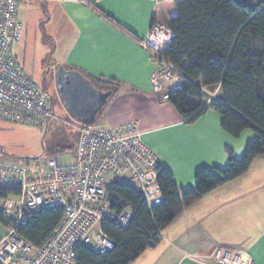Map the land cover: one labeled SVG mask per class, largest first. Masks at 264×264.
I'll use <instances>...</instances> for the list:
<instances>
[{"label":"crops","instance_id":"0c3cea01","mask_svg":"<svg viewBox=\"0 0 264 264\" xmlns=\"http://www.w3.org/2000/svg\"><path fill=\"white\" fill-rule=\"evenodd\" d=\"M45 1L48 19L60 27L54 43L56 65L120 85L97 123L115 128L138 122L144 141L180 188H194L201 168L225 169L228 149L241 158L256 139L252 129L239 138L227 133L221 114L213 109L187 124L155 90L151 77L156 63L142 41L153 22L168 26L176 16L173 0H100L96 9L69 0ZM34 2L26 0L18 8L21 22L19 13ZM7 232L0 223V241ZM218 245L244 251L252 264H264V155L257 156L246 173L187 207L162 230L159 244L131 264H210L208 257Z\"/></svg>","mask_w":264,"mask_h":264},{"label":"built area","instance_id":"2783aa9c","mask_svg":"<svg viewBox=\"0 0 264 264\" xmlns=\"http://www.w3.org/2000/svg\"><path fill=\"white\" fill-rule=\"evenodd\" d=\"M69 1L96 9L100 0ZM25 2L0 0V118L47 126L55 116L48 95L24 73L16 54V45L22 40L24 30L17 11ZM172 36L167 25L153 22L142 41L156 63L151 82L165 100L183 83L184 75L164 55ZM218 90L219 87L209 92L207 103L215 100ZM74 123L78 138L70 161L49 158L43 164L20 165L0 160V190L14 192L0 197V211L15 221L0 241V264H78L77 250L82 245L95 252L110 250L113 241L102 230V221L127 227L134 214L131 208L121 213L111 209L107 198L109 177L137 189L150 207L163 200L158 181L160 159L144 141L138 122L115 128ZM53 206H62L63 216L42 246L18 234L17 227L27 222L29 212ZM208 261L210 264H252L244 251L223 245L216 246Z\"/></svg>","mask_w":264,"mask_h":264},{"label":"trees","instance_id":"16d2710c","mask_svg":"<svg viewBox=\"0 0 264 264\" xmlns=\"http://www.w3.org/2000/svg\"><path fill=\"white\" fill-rule=\"evenodd\" d=\"M173 1L177 14L168 24L173 36L164 55L184 75L183 83L170 92L168 102L187 124L213 109L222 116V128L233 137L239 138L247 129L254 130L257 137L247 144L241 158L228 149L225 169L197 170L194 188H180L172 173L160 166L158 181L163 200L152 207L131 185L109 182L107 198L111 209L121 213L131 208L133 219L127 227L102 221L101 228L112 239L113 247L95 252L82 245L77 250L78 264L133 263L144 251L159 244L162 230L187 207L246 173L255 158L264 155V0ZM86 76L98 88L112 89L114 94L119 89L114 80ZM217 87L218 99L205 104L207 94ZM12 194L11 190H0V197ZM63 212L62 206L29 212L27 222L17 227L18 234L42 246ZM0 223L10 227L15 221L0 211Z\"/></svg>","mask_w":264,"mask_h":264},{"label":"rangeland","instance_id":"374dc122","mask_svg":"<svg viewBox=\"0 0 264 264\" xmlns=\"http://www.w3.org/2000/svg\"><path fill=\"white\" fill-rule=\"evenodd\" d=\"M34 1L28 10L19 13L24 30L22 40L16 45V54L24 73L44 88L55 116L47 126L0 118V160L20 165L40 163L49 158L68 161L74 155L78 138L73 126L78 120L70 115L56 87L59 65H56L58 49L54 43L60 27L53 19H48L46 1ZM207 96L208 100L210 93ZM213 99H218V94ZM97 121L95 124L101 123ZM34 158L36 160H32ZM109 182H113L112 177Z\"/></svg>","mask_w":264,"mask_h":264},{"label":"water","instance_id":"95a60500","mask_svg":"<svg viewBox=\"0 0 264 264\" xmlns=\"http://www.w3.org/2000/svg\"><path fill=\"white\" fill-rule=\"evenodd\" d=\"M55 77L57 90L70 115L79 122L95 124L114 91L98 88L85 74L64 65L57 67Z\"/></svg>","mask_w":264,"mask_h":264}]
</instances>
